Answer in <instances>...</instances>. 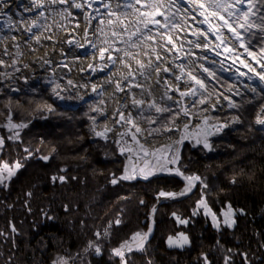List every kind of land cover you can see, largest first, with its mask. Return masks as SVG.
<instances>
[{
  "label": "bare ground",
  "instance_id": "1",
  "mask_svg": "<svg viewBox=\"0 0 264 264\" xmlns=\"http://www.w3.org/2000/svg\"><path fill=\"white\" fill-rule=\"evenodd\" d=\"M143 1L3 0L0 3V42L3 39L9 41L8 56L17 54L21 49L18 46L23 45L27 38H32L33 31L40 28L43 22L53 16L59 19L56 21L60 26H52L48 34L39 40L31 39L33 42L27 53L29 60L36 66V73H48L55 63H62L69 70H80L86 98H100L102 94H107L105 97L115 111L114 121L119 127L117 136L122 140L123 135L131 134L135 139L136 147L123 152L125 156H130L123 174L126 177L138 169L154 172L150 169L151 164L167 160L172 146L180 145L183 140L208 143L213 132L209 125L212 114L231 105L236 93L249 90V86L264 90V80L260 78L264 74V53L260 57L250 56L241 42L239 31L228 21L221 22L222 8L214 6L216 2L228 5L232 1L234 8H240L245 4L244 0H150L145 4ZM201 4L204 8L200 7ZM127 11L132 13V17H127L124 24H119L118 20L116 24H110L105 20L111 19L116 12L122 13L121 19L125 18ZM179 14L185 19V30L177 35L168 31ZM24 17L32 18V23L20 25ZM142 41H147L144 57L125 61L122 65L119 61L126 55L124 48ZM221 57L223 61L219 59ZM192 58L200 64L209 63L218 67L237 85L231 94H220L199 116L195 115L193 105L199 83L196 73L187 67ZM128 64L131 71H126ZM110 75L115 77L106 78ZM141 84L147 85L141 88ZM152 88L163 93L168 100L175 101L182 111L176 129L159 141H152L133 113L127 111L138 93ZM1 108L5 111L3 106ZM262 116L261 121H264V114ZM11 119L13 114L8 118L12 123L8 126L10 129L23 127V124L14 126ZM195 124L198 129L191 132ZM110 133L106 130L102 135ZM146 147L153 153L150 159L146 158L149 157ZM161 168L166 171L168 165ZM4 171L8 174L7 170ZM9 177V184H12L16 178L14 175ZM5 186L0 183V188Z\"/></svg>",
  "mask_w": 264,
  "mask_h": 264
},
{
  "label": "rangeland",
  "instance_id": "2",
  "mask_svg": "<svg viewBox=\"0 0 264 264\" xmlns=\"http://www.w3.org/2000/svg\"><path fill=\"white\" fill-rule=\"evenodd\" d=\"M146 1L148 2L150 0H144L142 3L145 4ZM159 1L160 0H158V2ZM253 2L254 0H248V2L240 8H234V3L232 1L229 2L226 7L220 10V15L222 17L220 18V20L222 19L221 22L225 20L228 21L232 27L239 31L241 42L250 56L260 57L264 53V50H260L256 53L251 52L248 48V45L251 41L245 35V29L250 26L251 18L252 16H254ZM124 15L125 18L121 19L122 13L116 12L111 19L107 18L105 20L110 24H112L113 22V24H116V20H118L119 24H124L127 17H132V13L127 11L126 13H124ZM56 19L57 18L53 16L51 19L43 22V25L40 28H36L33 31L34 33L32 34V38H27L23 45L18 46V48L21 49L17 51V54L8 56L6 53L7 48L9 47V41H7V39H3L0 42V103L7 104L10 101H13L15 102L13 104H16L18 102V104L24 105L29 101L22 98L24 97V94H26L25 96H35L33 99L36 100L34 101L36 102L34 103L36 107H32L34 113L30 114V117L28 119L16 121L13 111L17 108L14 107L13 109L10 108L11 111H8V113L4 116L6 120L4 118L2 124H5L4 126H9L10 124H12L9 120H7L12 114L13 119H11V121L13 122L14 126L27 124L25 128H14V130L12 131L11 136H13V138L14 134L18 136L14 141V145H16L17 143L23 144V136L25 132L29 131V129H31V127L36 124L46 125L45 123L52 120L54 123L62 125V128L67 130L69 133H72L75 132L78 128L75 122H77L78 119H81L84 124H87L82 130L92 146H96V144L99 142L104 144H114L115 149H117L118 156L123 160V167L119 175H112L111 179L108 182V185H110V187L112 188H123L121 194L122 199L120 198L122 200V203L119 204L121 207V213L117 216V218L113 219L111 226L107 225L108 223H105L103 217H99L97 215L98 212H94V215L92 216V220L94 221L92 227L93 230L91 231V234L90 232L86 233L90 234L91 236H88L85 241V250L81 248L80 244L76 248L79 249L73 257L61 255L59 257H56L52 264H104L105 261H108V264H123L120 257L121 253L125 251L129 246L139 244L141 238L146 236L144 235L145 231L141 227L142 222L140 219V210L142 207V201L136 196L138 194L137 187L139 182L138 180V182L135 183L136 179L142 177L141 179L144 182L148 183L153 180L158 174L152 175V173L151 175L145 174L144 176H140L141 174L138 169L134 174L129 171L131 175L127 176L128 178L126 179L124 178L126 177L124 176V169L127 167L126 162L130 161V156H125L123 152L126 149L131 151L136 147L135 139L131 134L123 135L122 140H120V138L117 136L116 132L119 130V127L114 121L115 111L113 110L108 98L105 97L107 94H102L100 98L84 97V84L80 79L82 77V75H79L80 70L78 72V70L73 67L74 69H71V71L62 63H55L50 67L48 73L35 72L36 66L29 60V56L27 55L28 47L33 42L31 41V39L34 41L39 40L40 38L48 34L52 26H55L56 28L60 26L61 24L56 21ZM32 20V18L30 19L28 17H24L23 19H21L20 25H28L32 23ZM76 24L78 26H81L80 23ZM184 30L185 19L181 14H179L178 17H175L173 26L171 29H169L168 32H174V34L180 35ZM251 37L252 40L255 38V36ZM146 42L147 41H142L141 43L131 45L132 47L124 48L126 50V55L124 58L122 57L123 59L120 58L119 62L123 65L125 64V61H132L134 59H140L144 57L143 53L146 49L144 44H147ZM79 56L83 55L80 54ZM219 59L223 61L222 57ZM127 66H129V64ZM187 67H191V70L196 73L195 76L197 78V81L200 82L197 86V96L195 97V101L193 103L194 109L196 110V116H199L200 113L208 110L210 104L216 98H218L220 94H231L237 88L235 81L230 75H228L224 71H220L218 67L212 64H200L192 58L189 61ZM127 70L131 71L130 66L126 68V71ZM110 77L114 78L115 76L110 75L106 78L110 79ZM146 85L147 84H141L140 86L142 88ZM249 87V90H244L236 93V95L234 96V102L231 105L219 112H215L209 118V125L213 128L214 131L217 130L220 132L225 128H228V130L230 129V132L226 136V140L224 141L223 146V152L225 154L224 163L220 167L217 165L215 167L216 170L221 169L223 170V172H226L227 170H229L227 169L228 167L231 168V166L233 165V163L231 162L232 156L236 151L243 150V144H245L246 142L244 141L245 139H250L258 133L261 136V139L264 140V124L261 123V119L263 117L262 115L264 114V90L254 86ZM155 90V88H152L151 90L147 89L143 93H138L127 111H131L133 113L135 120L139 123V125L147 133V135L150 136L152 141H159L169 132H172L174 129H176V125L182 117V111L180 106L175 101L168 100V97H166L163 93H159ZM250 101H254L255 104L258 103L261 105L258 108L252 122L245 123L246 120L243 121V119L241 118L242 114H237L238 112L235 114L234 112L238 110L237 107L240 104L246 105ZM157 108H159L160 111H157ZM230 112H232V114H229ZM60 113L63 114L61 116L65 117L63 120L59 119ZM70 115L72 117H70ZM247 117L248 116L246 115V119ZM196 128L198 129V125H193L191 132H195L194 129ZM106 130L111 131V133L108 136H103L102 133H104V131ZM18 132L19 134H17ZM222 135L223 133L220 135H216V137H221ZM179 140V138L176 139L177 142H179ZM40 141L41 144L45 140ZM201 144L196 142L195 140L192 142L191 140H183L181 145L172 146L169 151L168 159L172 161L174 155L177 153V151L180 153L179 150L181 149L189 148L191 145L193 147H197ZM146 150V153L149 154V157L146 158L150 159L153 156V153L149 151L148 147H146ZM57 152L58 150L55 146H52V148H50V154H47L40 148H37L35 146L24 145V154L22 158L11 161L10 157L16 156L13 155L16 153V150H14L13 152L10 151L8 152L9 157H5L8 160L3 157L0 158V169L7 170L10 176L13 177L14 175V177L16 178L26 168V164H28L29 162L36 160L48 164L51 162V156H53ZM240 155H236V157L239 158L238 160L241 161V163L237 164V166L239 167V169H248L245 168V166L248 167V164L245 165V163L247 162V159L251 157V155L248 153L243 154L241 152ZM160 164L161 162L152 163L150 169L157 172L156 170L158 169V166ZM241 165H243L244 168H241ZM74 167L79 169L82 168V165H75ZM69 169H71L69 166L63 165L57 171L52 173L48 182L51 187H61L69 183V177L71 175V173L68 174ZM1 170L0 173L3 174L0 180L3 181L2 184H5L8 180L7 174H5L4 170ZM222 174L221 177H223ZM214 175L220 176L218 172ZM8 178L11 177L8 176ZM114 180L116 181L115 183H113ZM39 186L40 185L38 184H33L28 188L25 193L24 202L19 203L18 205H5L4 207L3 204L0 203V208L2 210L4 209L5 211L18 208L21 211L26 210L25 212L32 214V199L34 198L35 192L37 191ZM98 195V199L94 201V204L97 206L99 205L101 198H103L104 193H100ZM42 196L44 197V195ZM131 196L132 198H130ZM46 197L49 200L48 197H50V194L46 195ZM51 198L49 201H46V208H44L43 210L40 209L38 211L39 216L42 217L41 220L44 225L46 223L48 225L51 224V222H54V207L58 206L60 202L59 198L58 203L54 198H52L53 202H51ZM115 203L117 204L119 202L116 200ZM6 220L7 222L11 221L10 228L13 229H10V231L16 234L14 236H20V232L18 231L19 229L16 227L13 219L5 218V221ZM35 220L36 219L32 218L31 220H29L31 226L34 224H38L34 223L37 222ZM123 224H127L128 230L127 233L125 232L124 234H122L120 240H118L120 236H117V232H114V230L115 228H121ZM27 229L30 230L29 226H27ZM5 237L7 238V240H10L9 234L5 233ZM114 237L117 241L116 243L120 241L118 246H116ZM6 242L7 241L3 243L4 249L0 250V254L3 253L2 251H6V246L8 244H6ZM258 244L260 245V242ZM26 248L28 251L32 250L30 249L29 245H26ZM148 248H146L144 252L138 249L136 251H133V253L131 252V254L127 255V264H156L151 257H148ZM253 248H250L249 246L247 252L252 251V253L258 255L261 254V247L256 246V248ZM117 253L120 254L117 255ZM243 253H246L244 249ZM263 253L264 251H262V254L259 256H264ZM245 259H247L249 264H251L249 258ZM256 264H258V262H256Z\"/></svg>",
  "mask_w": 264,
  "mask_h": 264
},
{
  "label": "trees",
  "instance_id": "3",
  "mask_svg": "<svg viewBox=\"0 0 264 264\" xmlns=\"http://www.w3.org/2000/svg\"><path fill=\"white\" fill-rule=\"evenodd\" d=\"M253 3L254 16L251 18L250 26L245 29V35L251 41L248 45L249 50L256 53L264 50V0H254ZM251 36H255V38L252 40ZM25 95H23L25 98H22L29 101L24 105L18 104V102L13 104L15 103L13 101L7 104L0 103V107L5 108V111H2L3 115L0 122L4 120V116L8 111L14 107L17 108L13 111L16 121L26 120L30 117V114L34 113L32 107H36L34 104L36 100L33 99L35 96ZM243 105L240 104L237 107L238 110L234 113L242 114L243 121L246 120L245 123H251L261 104L250 101L245 106ZM229 114H232V112ZM61 115L63 114H59V119L63 120L65 117ZM246 115L248 116L247 119ZM70 117L72 116L70 115ZM75 123L78 128L72 133H69L62 128V125H58L52 120L45 123L46 125L36 124L25 132L23 144L17 143L10 150L11 152L16 150V153L13 154L16 156L10 157L11 161L22 158L24 145L35 146L47 154H50V148L55 146L58 152L51 156V162L48 164L36 160L26 164V168L16 177L9 189L3 192L1 198L3 207L11 204L18 205L25 201V193L29 187L33 184L40 185L32 199V214L18 208L9 211L4 209L3 211L0 208V250L4 249L3 243L5 241H7L6 244L8 243L6 246L7 252L2 251V255L0 254V264H52L56 257L61 255L73 257L79 249L76 248L81 244V248L84 249L87 237L91 236L94 212H98L97 215L103 217L105 223L111 226L113 219L121 213L119 204L122 203L123 188H112L108 185V182L113 174H120L123 160L118 156L114 144L99 142L96 146H92L82 130L87 124H84L81 119H78ZM40 140L45 141L40 144ZM244 141L246 142L243 144V150L236 151L232 156L231 162L233 165L231 168H227L229 170L226 171V177L228 181H231V174L243 170L237 166L241 163L238 160L239 158L236 157L237 154L240 155V152L250 154L251 157L246 162L248 167L245 168H248L246 170L256 171L257 183L255 187H251V190L250 187L247 189L259 200L264 197V140L257 133L254 137L247 138ZM63 165L71 168L68 172V174L71 173L69 183L61 187H51L48 183L51 174ZM75 165H82V168L77 169L74 167ZM241 168L244 167L241 166ZM258 180H262L263 192L260 189ZM100 193H104V195L97 206L94 201L98 199ZM49 194V200L52 196L57 203L58 198L60 202L58 206L54 207V222L44 225L38 211L46 208V201H49L46 195ZM52 198L51 202H53ZM116 200L119 203L116 204ZM254 215L256 214L254 213ZM5 218L13 219L19 229L20 236H14L16 234L10 231L11 221L7 222ZM31 218L36 219L37 222L34 223L38 224H34L32 227L29 223ZM252 218L248 217L247 221V225H250L248 236L252 237L258 231V237L262 239L264 249V218L261 221H258L257 215ZM27 226L30 230L27 229ZM251 227L253 228L251 229ZM127 230V224H123L121 228H115L114 232H117L116 235L120 236L118 240H120L122 234L127 233ZM88 232L90 234H86ZM5 233L9 234L10 240H7ZM119 242L116 243V246ZM26 245H29L32 250L28 251ZM159 245V242L154 243L153 246L150 245L147 249V252H153V254H148V257H151L156 264L185 263L184 256L170 253L167 250L162 251ZM256 261L258 264H264V256H257ZM104 264H108V261H105Z\"/></svg>",
  "mask_w": 264,
  "mask_h": 264
},
{
  "label": "flooded vegetation",
  "instance_id": "4",
  "mask_svg": "<svg viewBox=\"0 0 264 264\" xmlns=\"http://www.w3.org/2000/svg\"><path fill=\"white\" fill-rule=\"evenodd\" d=\"M2 111L0 107V118ZM2 125L0 158L9 157L8 152L15 141L11 136L14 129ZM229 132L228 128L220 132L213 130L208 143L206 142L207 147L200 143L197 147L192 144L189 148L181 149L172 161H163L157 172L139 169L140 176L158 174L148 183L144 182L142 177L135 182L139 180L136 196L142 201L140 219L146 235L139 242L143 244L140 249L142 252L159 242L162 251L167 250L184 256V264H249L245 258H249L251 264H256L257 256L264 251L262 239L258 238V231L252 237L248 236L250 225H247V221L248 217L254 218L256 215L258 221L263 220L264 197L258 200L248 192L247 188L250 187L251 190L257 183L255 170L235 171V175H231L232 180L228 181L227 177H224L226 172L215 169L217 165L220 167L224 163L223 146ZM222 133L221 137H216ZM165 164L168 165V170H160ZM217 172L220 176L214 175ZM195 177L199 179H189ZM258 181L263 192L262 180ZM5 185L0 188V203L2 192L11 186L8 180ZM162 192L166 195L161 196ZM180 235L187 236L188 245H184L183 251L169 250L168 239H179ZM249 246L261 247V254L247 252ZM243 249L246 253H243Z\"/></svg>",
  "mask_w": 264,
  "mask_h": 264
},
{
  "label": "water",
  "instance_id": "5",
  "mask_svg": "<svg viewBox=\"0 0 264 264\" xmlns=\"http://www.w3.org/2000/svg\"><path fill=\"white\" fill-rule=\"evenodd\" d=\"M27 125V124H26ZM26 125H23V128L26 127ZM212 134L210 133L209 137L211 136ZM182 143V142H181ZM181 145V144H180ZM0 183H2V181L0 180ZM180 237H184L186 239H171L169 238L168 241H167V246L170 250H179V251H183L185 249L184 245H188V238L186 235L182 236L180 235ZM170 241H175L176 243L174 244H171ZM182 242V243H181ZM174 245V246H173ZM143 247V244H137V245H133V246H130L128 247L124 252L121 253V260L123 262V264H127V261H126V257L127 255H129L131 252L133 251H136L138 249H141Z\"/></svg>",
  "mask_w": 264,
  "mask_h": 264
},
{
  "label": "snow or ice",
  "instance_id": "6",
  "mask_svg": "<svg viewBox=\"0 0 264 264\" xmlns=\"http://www.w3.org/2000/svg\"><path fill=\"white\" fill-rule=\"evenodd\" d=\"M136 2L139 3V0H136ZM244 2L247 3L248 0H244ZM0 3H3V0H0ZM214 6H215L216 8H218V9H220V8H224V7H226L227 5H226V4H223V3L216 2ZM200 7H201V8H204V5L201 4ZM238 38H239V37H238ZM260 78H261L262 80H264V74H262ZM193 79H195V77H193ZM197 83H200V82L197 81ZM156 110H157V111H160L159 108H157ZM261 123H264V121H261ZM207 146H208V145L205 144V147H207ZM177 174H179V173H177ZM124 178L126 179V178H128V177H124ZM189 179H199V178H198V177H195V178H189ZM115 182H116V181L114 180L113 183H115ZM160 195H161V196H164V195H166V194L162 192V193H160ZM167 195H174V194H167ZM225 223H227V221H225ZM181 239H186V238L181 237ZM170 243H172V242L170 241ZM119 254H120V253H117V255H119Z\"/></svg>",
  "mask_w": 264,
  "mask_h": 264
}]
</instances>
